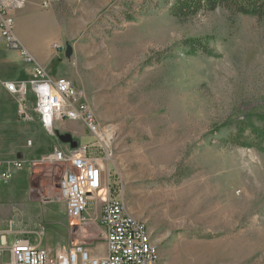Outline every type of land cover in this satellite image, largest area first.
I'll use <instances>...</instances> for the list:
<instances>
[{"label":"rangeland","instance_id":"rangeland-1","mask_svg":"<svg viewBox=\"0 0 264 264\" xmlns=\"http://www.w3.org/2000/svg\"><path fill=\"white\" fill-rule=\"evenodd\" d=\"M71 1L14 11L16 34L50 78L76 82L100 127L114 128L92 154L112 197L146 222L159 264H264V146L242 147L255 143L249 131L237 136L264 120V20L226 10L176 19L173 0ZM29 108L31 120L18 116L26 125L38 120ZM40 129L67 149L58 136L68 128ZM12 173L0 181V264L19 239L104 255L100 227H70L58 193L30 198L35 184L11 185Z\"/></svg>","mask_w":264,"mask_h":264},{"label":"built area","instance_id":"built-area-1","mask_svg":"<svg viewBox=\"0 0 264 264\" xmlns=\"http://www.w3.org/2000/svg\"><path fill=\"white\" fill-rule=\"evenodd\" d=\"M42 8L53 9L63 0H42ZM27 0H0V37L11 52L20 55L25 66H29L32 79L28 82L6 83L5 88L15 96L17 116L24 121L31 120L29 97L35 101V113L42 125L50 132L58 130L61 123L79 122L96 139L97 144H80L72 149L56 147L39 161L9 162L8 169L0 171V181H9L12 171L25 166H61L57 200L65 204V214L70 227H87L95 224L103 230L104 255L98 251L76 245L54 253L32 245L28 240L19 239L9 248L10 264H159L160 254L151 239L149 229L128 209L122 199L112 197V185L106 184L103 160L92 154L102 144L112 141L115 134L112 126L100 127L97 115L83 100L73 84L64 78L53 80L30 51L20 42L15 31V18L12 13L25 9ZM58 47L57 45L54 46ZM3 163L0 164V169ZM94 206L91 207V202ZM101 205L99 212L96 207ZM0 258L5 251L7 238H2Z\"/></svg>","mask_w":264,"mask_h":264},{"label":"crops","instance_id":"crops-1","mask_svg":"<svg viewBox=\"0 0 264 264\" xmlns=\"http://www.w3.org/2000/svg\"><path fill=\"white\" fill-rule=\"evenodd\" d=\"M41 1L42 0H27L28 3L25 9L16 12V16L14 17H20L27 12L32 13L34 9L40 7V4L42 3ZM63 1L66 3L72 2L71 0ZM57 8H54L55 12L57 11ZM57 24V28H60L59 22H57ZM25 48L31 51L29 47ZM31 79V69L25 66L17 52H11L6 48V45H4V42L0 37V142L4 149L0 154V159H2L1 163H3L0 171L8 169V166H6L8 162L39 161L45 157V155L51 153L55 148L56 143L54 138L48 136V134H43V129H40L42 123L38 115V120L29 123V125L23 124L18 119V116H16L17 102L16 104L13 102L14 96L8 92L4 85V83L14 82L28 83ZM70 82L78 88L75 85L76 82L73 80ZM28 101L30 106L35 107V101L32 95H30ZM76 127H80L81 131L78 132ZM82 127L83 124L81 125L79 122H65L59 125V128L61 129L68 128L80 144H91V142L84 141L85 135L82 132ZM63 145L66 146V148H71L69 145ZM109 170L112 171L110 167ZM62 173L61 166L36 165L34 168L25 166L22 170H17L15 172V176L11 180V185H16L18 182H25L27 187H29L30 183L33 182L35 186L32 188L29 187V191H27L30 195L28 197L30 198L32 197L31 195H35V193H40L41 195L48 193L53 195L58 193V184ZM50 198L48 197V199ZM32 201L42 203L40 197L38 199H35L34 197Z\"/></svg>","mask_w":264,"mask_h":264},{"label":"trees","instance_id":"trees-1","mask_svg":"<svg viewBox=\"0 0 264 264\" xmlns=\"http://www.w3.org/2000/svg\"><path fill=\"white\" fill-rule=\"evenodd\" d=\"M219 10L230 11L234 15L264 20V0H173L169 12L176 19L196 18L201 14H210ZM261 125L243 124L237 131V136L249 131L254 144L243 143L241 146L250 148L264 146V120ZM233 138H237L234 136Z\"/></svg>","mask_w":264,"mask_h":264},{"label":"water","instance_id":"water-1","mask_svg":"<svg viewBox=\"0 0 264 264\" xmlns=\"http://www.w3.org/2000/svg\"><path fill=\"white\" fill-rule=\"evenodd\" d=\"M72 53V48L68 47L66 56L69 58ZM59 141L63 144L69 145L72 149H76L79 147L80 143L70 134H64L58 136Z\"/></svg>","mask_w":264,"mask_h":264}]
</instances>
